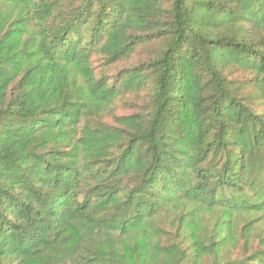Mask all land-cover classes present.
<instances>
[{
  "label": "trees",
  "instance_id": "16d2710c",
  "mask_svg": "<svg viewBox=\"0 0 264 264\" xmlns=\"http://www.w3.org/2000/svg\"><path fill=\"white\" fill-rule=\"evenodd\" d=\"M0 264H264V0H0Z\"/></svg>",
  "mask_w": 264,
  "mask_h": 264
},
{
  "label": "rangeland",
  "instance_id": "374dc122",
  "mask_svg": "<svg viewBox=\"0 0 264 264\" xmlns=\"http://www.w3.org/2000/svg\"><path fill=\"white\" fill-rule=\"evenodd\" d=\"M144 55H147V52L146 53H144ZM114 69V68H113ZM132 97H133V99H132ZM132 97H130L129 99H132V100H127L126 99V101H128V102H130V104H134V103H136L137 102V98H136V96H132ZM114 107H115V109H116V112L117 113H127V111H129L128 110V104H126V103H121V102H119V103H117V104H115L114 105ZM210 218V217H209ZM170 219H172V218H170ZM209 222H211V219H208V223ZM170 225V224H169Z\"/></svg>",
  "mask_w": 264,
  "mask_h": 264
}]
</instances>
